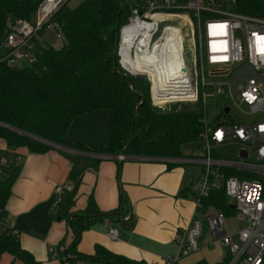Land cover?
<instances>
[{"label": "built area", "instance_id": "built-area-1", "mask_svg": "<svg viewBox=\"0 0 264 264\" xmlns=\"http://www.w3.org/2000/svg\"><path fill=\"white\" fill-rule=\"evenodd\" d=\"M70 1L42 0L31 22L8 18L0 34V63L10 68L36 63L38 45L46 44L45 32L53 31L62 39L61 25L53 18ZM122 4L129 16L118 29L120 70L127 77L149 83L151 102L158 111L202 106L205 119L200 143L204 155L180 159L124 154L94 157L203 167L190 188L195 204L192 223L178 234L177 252L164 264H180L200 250L204 221L214 241L231 255L229 264H264V121L235 123L228 120L232 108L226 107V120L211 122L206 106L207 93H216L228 95L235 109L246 108L245 115L264 112V18L240 13L238 0H122ZM228 144L241 146L238 160L214 156L216 148ZM22 160L18 151L1 157L0 182ZM214 191H223L234 206L239 225L237 244L225 216L213 208L201 212L203 200ZM55 193L53 206L59 210L64 188L57 186ZM107 236L119 241L124 234L111 225ZM53 258L60 259L57 251Z\"/></svg>", "mask_w": 264, "mask_h": 264}, {"label": "trees", "instance_id": "trees-1", "mask_svg": "<svg viewBox=\"0 0 264 264\" xmlns=\"http://www.w3.org/2000/svg\"><path fill=\"white\" fill-rule=\"evenodd\" d=\"M41 1L0 0V34L8 18L31 22ZM238 11L264 18V0H238ZM128 16L122 0H84L74 9L65 6L53 18L62 28V48L38 45V61L21 68L0 63V140L9 151L45 154L61 147L104 156L180 159L185 157L186 145H201L205 119L201 105L160 112L152 105L149 83L127 77L120 70L118 29ZM96 111H111L113 121L106 145L94 152L84 144L70 142L67 135L75 119ZM20 172L21 167L16 166L0 182V220ZM212 208L226 218L235 214L223 191H214L203 200L202 213ZM129 210V200L121 192L113 211L102 212L90 197L84 211L59 215L74 236L67 248L62 247L63 242L57 247L62 263L148 264L106 250L93 255L78 250L86 231L105 221L117 225L125 221ZM20 236V231L11 229L0 236V258L10 254L25 264H42L22 248ZM230 260L227 251L219 264Z\"/></svg>", "mask_w": 264, "mask_h": 264}, {"label": "crops", "instance_id": "crops-1", "mask_svg": "<svg viewBox=\"0 0 264 264\" xmlns=\"http://www.w3.org/2000/svg\"><path fill=\"white\" fill-rule=\"evenodd\" d=\"M112 121L111 111L88 113L72 122L67 139L84 144L91 151H99L108 141ZM10 152L0 140V158ZM18 152L23 154L18 165L21 172L0 220V236L10 228L20 231L22 248L37 261L63 264L53 258L54 250L57 251L61 242L62 247L67 248L74 236L59 215L84 211L90 197L102 212L113 211L118 208L121 192L129 200L130 210L125 222L133 224L132 229L127 232L117 224L124 236L122 240L112 241L107 232L114 224L99 223L82 235L78 250L93 255L100 246L102 250L148 264H164L167 257L176 254V238L190 227L195 215L190 188L199 176L191 173L190 166H170L163 161L119 162L94 157L97 153L61 147L45 154L29 153L26 149ZM57 186H62L65 192L60 211L53 206ZM226 254L227 249L220 242L202 237L200 250L180 264H219ZM0 264L25 263L4 254Z\"/></svg>", "mask_w": 264, "mask_h": 264}, {"label": "rangeland", "instance_id": "rangeland-1", "mask_svg": "<svg viewBox=\"0 0 264 264\" xmlns=\"http://www.w3.org/2000/svg\"><path fill=\"white\" fill-rule=\"evenodd\" d=\"M81 2L82 0H71L67 7L70 9H74L77 6H79ZM43 40H45L48 45L54 47L55 49H60L64 46V40L57 39L53 31L45 32L43 35ZM261 76L264 77V72L261 73ZM263 89H264V85H263ZM206 106H207L208 120L211 122L214 120L218 122H223L224 120H226V116L223 115V109L226 107L232 108V111L230 113L231 118H228V120H231L235 123H251L257 121H264V112L252 114V115H245L244 111H246V108L243 107L241 110L235 109L233 102L228 95L207 93ZM186 107L195 108L194 106H186ZM168 111L171 110L168 109ZM160 112H164V111H160ZM240 152H241L240 145L228 144L216 148L214 150V156L222 159L238 160L240 157ZM183 155L185 157H202L204 155V150L199 143H195L193 145H186L183 149ZM187 166L191 167L189 169L191 170V173L193 175L201 176L203 170L202 166L200 165H187ZM204 223L205 225H204L203 239L214 240L207 223L205 221ZM226 224L228 227L229 234L232 236L234 235V242L237 244L238 237L236 236V233L239 230V225L235 217L228 216L226 218ZM199 245H200V241H199ZM55 252L56 250H54V253Z\"/></svg>", "mask_w": 264, "mask_h": 264}, {"label": "water", "instance_id": "water-1", "mask_svg": "<svg viewBox=\"0 0 264 264\" xmlns=\"http://www.w3.org/2000/svg\"><path fill=\"white\" fill-rule=\"evenodd\" d=\"M228 111H229V109L226 108V109H225V112L228 113ZM232 207L234 208V206H232ZM132 227H133V224H128V223L125 222V221H123V222L120 223V228H121L122 230H124V231H127V232H128V231H130V230L132 229ZM96 250H97V251H102V248L97 247Z\"/></svg>", "mask_w": 264, "mask_h": 264}, {"label": "bare ground", "instance_id": "bare-ground-1", "mask_svg": "<svg viewBox=\"0 0 264 264\" xmlns=\"http://www.w3.org/2000/svg\"><path fill=\"white\" fill-rule=\"evenodd\" d=\"M174 62H172V65H173Z\"/></svg>", "mask_w": 264, "mask_h": 264}]
</instances>
